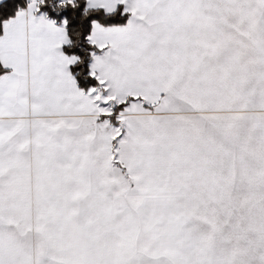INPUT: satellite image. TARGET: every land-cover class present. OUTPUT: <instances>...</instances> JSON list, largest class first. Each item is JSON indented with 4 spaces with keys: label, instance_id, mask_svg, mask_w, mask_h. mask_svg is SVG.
<instances>
[{
    "label": "snow or ice",
    "instance_id": "1",
    "mask_svg": "<svg viewBox=\"0 0 264 264\" xmlns=\"http://www.w3.org/2000/svg\"><path fill=\"white\" fill-rule=\"evenodd\" d=\"M44 2L0 35V264H264V0H87L132 13L87 91Z\"/></svg>",
    "mask_w": 264,
    "mask_h": 264
},
{
    "label": "trees",
    "instance_id": "2",
    "mask_svg": "<svg viewBox=\"0 0 264 264\" xmlns=\"http://www.w3.org/2000/svg\"><path fill=\"white\" fill-rule=\"evenodd\" d=\"M26 2L27 0H0V35H3L4 22L15 17L21 9H24ZM86 8L87 0H77L76 7L71 4L64 5L61 0H45L43 4L39 5L38 11L46 13L57 23L68 21L66 27L71 43L64 45L63 50L69 56L80 58L71 66V72L76 78L78 86L85 91L98 85V81L90 75L94 59L92 53L98 52V48L88 40L93 29V21L107 27L122 26L130 18V13L125 11L122 4L112 13H108L103 8L89 9L85 13ZM7 71L8 69L0 61V75ZM123 107V105L117 106L115 113H118Z\"/></svg>",
    "mask_w": 264,
    "mask_h": 264
},
{
    "label": "crops",
    "instance_id": "3",
    "mask_svg": "<svg viewBox=\"0 0 264 264\" xmlns=\"http://www.w3.org/2000/svg\"><path fill=\"white\" fill-rule=\"evenodd\" d=\"M31 3V0H27V2H26V5H25V7H24V10H26L27 8H28V5ZM123 6H124V9H126V7H127V5L126 4H122ZM119 6V5H118ZM118 6H117V8H118ZM117 8L115 9V10H117ZM104 9V8H103ZM105 11H106V9H104ZM114 10V11H115ZM128 13H130V18H129V20L131 19V17H132V13L130 12V11H128ZM36 15H37V17H39V16H42V15H44V16H46L47 18H48V20H50V21H54L53 19H51V18H49L48 16H47V14L46 13H44V12H37L36 13ZM14 18V17H13ZM128 20V21H129ZM55 22V24H56V26H58V27H64L65 26V24H64V22L63 23H57L56 21H54ZM128 23V22H127ZM127 23L125 24V25H122V26H126L127 25ZM104 27H107V26H104ZM108 27H112V26H108ZM66 45V44H65ZM63 47H64V45L62 46V49H61V51H63L64 52V50H63ZM65 53V52H64ZM66 54V53H65ZM97 54H101V52H100V50L98 49V52H97ZM67 55V54H66ZM69 56V55H68ZM71 57V56H70ZM2 62V61H1ZM94 63V59H93V61H92V64ZM2 64H3V62H2ZM91 64V65H92ZM4 66V65H3ZM71 66L72 65H70L69 66V71L71 72ZM5 67V66H4ZM5 68H7L8 69V71L6 72V73H9V72H11L12 71V69H11V67H5ZM72 73V72H71ZM5 74V73H4ZM87 91V90H86ZM112 119H113V121L115 122V116H113L112 117Z\"/></svg>",
    "mask_w": 264,
    "mask_h": 264
},
{
    "label": "clouds",
    "instance_id": "4",
    "mask_svg": "<svg viewBox=\"0 0 264 264\" xmlns=\"http://www.w3.org/2000/svg\"><path fill=\"white\" fill-rule=\"evenodd\" d=\"M61 2H62V0H61ZM62 4H63V2H62Z\"/></svg>",
    "mask_w": 264,
    "mask_h": 264
}]
</instances>
